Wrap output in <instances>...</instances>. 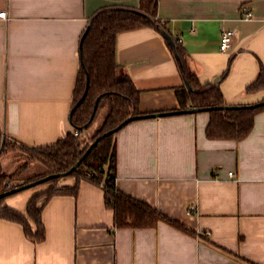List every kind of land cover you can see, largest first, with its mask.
Returning a JSON list of instances; mask_svg holds the SVG:
<instances>
[{
  "label": "crops",
  "instance_id": "crops-1",
  "mask_svg": "<svg viewBox=\"0 0 264 264\" xmlns=\"http://www.w3.org/2000/svg\"><path fill=\"white\" fill-rule=\"evenodd\" d=\"M115 6L138 9L140 0H0L7 11L0 17V129L13 143L46 146L73 132L81 38L97 11ZM246 9L251 19L243 18ZM157 17L162 31H125L116 45L142 113L181 109L184 69L218 84L226 104L264 100V88L247 92L264 68V0H158ZM226 29L235 39L225 52ZM209 121L208 111L141 118L115 134L117 189L196 234L165 222L118 227L103 186L82 179L77 195L45 203L42 242L0 218V264H264V109L240 140L209 138ZM10 154L0 158L4 167ZM76 182L63 176L58 185ZM33 188L3 206L25 212L46 187Z\"/></svg>",
  "mask_w": 264,
  "mask_h": 264
},
{
  "label": "trees",
  "instance_id": "trees-1",
  "mask_svg": "<svg viewBox=\"0 0 264 264\" xmlns=\"http://www.w3.org/2000/svg\"><path fill=\"white\" fill-rule=\"evenodd\" d=\"M157 16L158 0H140L138 9L106 7L91 17L80 44L81 66L77 76L71 114L73 132L55 144L29 146L13 143L0 129V158L18 148L23 154L29 156V160L24 165L10 172L5 169L0 160V193L36 180L37 178L27 179L23 176V172L36 159L42 161L48 169L43 176L68 171L98 136L115 128L126 118L142 114L139 110L140 90L118 63L116 45L119 34L125 31L143 27L162 31L165 25L158 20ZM176 52L181 58L186 55L185 49L180 45L177 46ZM183 76L186 84L177 90L181 109L191 106L211 107L226 104L218 84H202L197 75L187 69L183 70ZM263 88L264 68L261 69L257 80L247 87V92ZM263 109L264 105L251 108L212 109L208 111L210 121L206 130L207 136L214 139H243L251 132L256 114ZM101 111L105 112L103 121L92 128ZM116 133L103 136L78 167L67 175L76 177L77 182L74 186H59L58 182L63 177L52 178L41 183L48 185L31 197L25 212L3 206L5 199L10 195L0 197V218L20 223L25 235L31 241L42 242L46 237L42 219L45 203L57 194L77 195L80 181L89 179L103 186L105 201L114 209L115 223L118 227H156L159 222H165L187 233L196 234V231L178 219L117 189ZM18 178L23 179L24 182L13 185L12 182Z\"/></svg>",
  "mask_w": 264,
  "mask_h": 264
},
{
  "label": "water",
  "instance_id": "water-1",
  "mask_svg": "<svg viewBox=\"0 0 264 264\" xmlns=\"http://www.w3.org/2000/svg\"><path fill=\"white\" fill-rule=\"evenodd\" d=\"M264 105V100L259 101L257 103H253V104H246V105H231V104H225L222 106H211V107H188L185 109H176V110H171V111H161V112H154V113H142L139 115H135V116H130L128 118H126L124 121H122L119 125H117L115 128L110 129L109 131H106L103 135L98 136L93 142H91L89 148L87 149V151L84 153V155L79 159V161L68 171L65 172H60V173H51L48 175H45L41 178H38L36 180L27 182V183H23L17 187L11 188L5 192L0 193V197H5L14 193H17L19 191L34 187L38 184L44 183L52 178H56V177H63V176H67L70 172H72L73 170H75L78 165L82 162V160L87 156V154L91 151V149L99 142V140L103 137V136H107L111 133L117 132L119 131L122 127H124L126 124H128L129 122L136 120V119H141V118H149V117H160V116H165V115H171V114H182V113H196V112H201V111H210L212 109H216V108H221V109H231V108H241V107H259V106H263ZM1 153V151H0Z\"/></svg>",
  "mask_w": 264,
  "mask_h": 264
},
{
  "label": "rangeland",
  "instance_id": "rangeland-1",
  "mask_svg": "<svg viewBox=\"0 0 264 264\" xmlns=\"http://www.w3.org/2000/svg\"><path fill=\"white\" fill-rule=\"evenodd\" d=\"M104 113L103 111L100 112L99 116L97 117V120L93 123L92 128H94L95 126L99 125L103 119H104ZM11 153L7 158H6V166L5 169L10 172V171H15L19 166L24 165L28 160H29V156L25 155L23 153H18V152H8ZM47 167L45 164H43L42 161L36 159L32 162L31 166L26 169L23 172V176L25 178H41L43 177V175L47 172ZM23 176L21 178H23ZM24 182L23 179H15L12 184L13 185H19L20 183ZM48 184H41L38 186H34L33 189H42L44 187H46Z\"/></svg>",
  "mask_w": 264,
  "mask_h": 264
},
{
  "label": "built area",
  "instance_id": "built-area-1",
  "mask_svg": "<svg viewBox=\"0 0 264 264\" xmlns=\"http://www.w3.org/2000/svg\"><path fill=\"white\" fill-rule=\"evenodd\" d=\"M0 17L7 18V11H1ZM252 17H253V13L249 9H246L243 13V18L251 19ZM234 39H235V32L233 30L231 29L224 30L221 37V50L225 52L228 51L232 47L234 43ZM179 41H182V39H179ZM229 176H235V173L233 171H230ZM192 210L193 207L191 208L190 211Z\"/></svg>",
  "mask_w": 264,
  "mask_h": 264
}]
</instances>
